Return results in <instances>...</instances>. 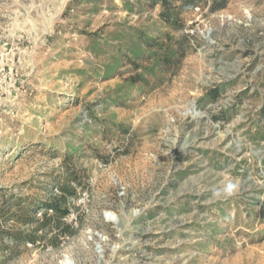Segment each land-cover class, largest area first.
<instances>
[{
  "label": "rangeland",
  "instance_id": "374dc122",
  "mask_svg": "<svg viewBox=\"0 0 264 264\" xmlns=\"http://www.w3.org/2000/svg\"><path fill=\"white\" fill-rule=\"evenodd\" d=\"M149 1L0 0V264H264V0Z\"/></svg>",
  "mask_w": 264,
  "mask_h": 264
},
{
  "label": "trees",
  "instance_id": "16d2710c",
  "mask_svg": "<svg viewBox=\"0 0 264 264\" xmlns=\"http://www.w3.org/2000/svg\"><path fill=\"white\" fill-rule=\"evenodd\" d=\"M150 2V4L151 5H154V4H156V3H161L164 7H169L170 5H171V3H169V1L168 0H150L149 1ZM185 3L192 9L194 6H195V0H186L185 1ZM225 1L224 0H222V3L220 4V5H213L212 6V8H211V10L212 11H218V10H220V9H222V8H224L225 7ZM161 17L163 18V20L165 21V22H167L169 25H171L173 28H175V29H177L178 28V26H177V22H178V20H177V18H176V16L174 15V16H171L170 14H168V13H163L162 15H161ZM216 96L215 95H213L212 96V98L214 99ZM212 99V100H213ZM43 208H46V209H54L56 212L58 211L55 207H53L52 205H44L43 206ZM24 222H28V218L26 217V220L24 221ZM3 233H5V232H3ZM5 234H8V233H5ZM13 237H14V240H23L22 239V237L19 235V234H13L12 235Z\"/></svg>",
  "mask_w": 264,
  "mask_h": 264
},
{
  "label": "built area",
  "instance_id": "2783aa9c",
  "mask_svg": "<svg viewBox=\"0 0 264 264\" xmlns=\"http://www.w3.org/2000/svg\"><path fill=\"white\" fill-rule=\"evenodd\" d=\"M55 191L57 192V189H55ZM87 193H86V191H83L82 193H80L79 194V197H78V200H77V203L79 204V205H81V206H84L85 205V203H86V201H87ZM43 210H45V209H41V210H39V211H37L36 212V216L37 217H42V211ZM46 211V210H45ZM47 211L48 212H52V209H47ZM106 216V215H105ZM110 221V220H109ZM110 222H112V221H110ZM97 246V245H96ZM96 250H97V247H96ZM99 253V252H98ZM101 254H103V250H102V252H101Z\"/></svg>",
  "mask_w": 264,
  "mask_h": 264
},
{
  "label": "bare ground",
  "instance_id": "6f19581e",
  "mask_svg": "<svg viewBox=\"0 0 264 264\" xmlns=\"http://www.w3.org/2000/svg\"><path fill=\"white\" fill-rule=\"evenodd\" d=\"M136 213H137V211L133 212L132 214H133V215H136ZM106 214H107L106 217H107L109 220L113 221V222H114L115 224H117V225L120 224V220H119L114 214H112V213H106ZM100 250H101V247H100ZM99 253H101V251H100ZM63 264H73V262H72L71 260H69V259H66V260L63 262Z\"/></svg>",
  "mask_w": 264,
  "mask_h": 264
},
{
  "label": "clouds",
  "instance_id": "9594fccd",
  "mask_svg": "<svg viewBox=\"0 0 264 264\" xmlns=\"http://www.w3.org/2000/svg\"><path fill=\"white\" fill-rule=\"evenodd\" d=\"M229 189L225 188L224 192H228ZM220 193L218 192L217 195H219Z\"/></svg>",
  "mask_w": 264,
  "mask_h": 264
}]
</instances>
